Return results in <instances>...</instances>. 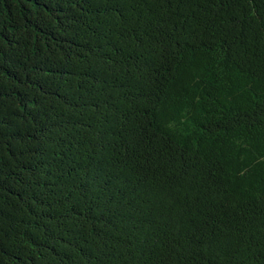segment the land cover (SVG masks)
Masks as SVG:
<instances>
[{"label":"trees","instance_id":"trees-1","mask_svg":"<svg viewBox=\"0 0 264 264\" xmlns=\"http://www.w3.org/2000/svg\"><path fill=\"white\" fill-rule=\"evenodd\" d=\"M0 264H264V0H0Z\"/></svg>","mask_w":264,"mask_h":264}]
</instances>
